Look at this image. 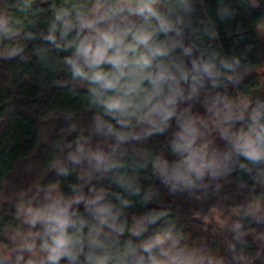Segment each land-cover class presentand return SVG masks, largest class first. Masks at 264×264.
<instances>
[{
  "label": "trees",
  "instance_id": "obj_1",
  "mask_svg": "<svg viewBox=\"0 0 264 264\" xmlns=\"http://www.w3.org/2000/svg\"><path fill=\"white\" fill-rule=\"evenodd\" d=\"M255 2L191 0L193 10L181 14L183 36L176 38L186 46L195 45L192 57L216 53L218 60L238 58L240 66L234 73L237 83L226 82L213 89L207 80L195 99L179 103V111L190 108L189 115L203 120L196 125L200 133L197 143L216 152L222 168L219 175H206L192 189L172 191L156 162L167 161L171 166L178 159L171 151L174 133L181 130L176 117L162 133L148 134L146 127H140L134 130L142 132L139 139L117 143L103 125L108 122L118 130L120 126L93 102L86 83L72 79L64 63L70 51L59 50L45 39L59 9L72 3L90 8L93 0H0V19L7 21L6 29H0V238L18 234L23 209L47 203L42 193L54 186L60 187L65 199L75 195L90 198L93 189H103L104 202L114 205L117 227L125 229L117 234L103 228L99 239L113 252L170 229L178 249L191 254L198 264H264V163L253 165L222 139L216 126L219 118L205 107L219 98L232 111H245L250 119L251 107L264 102V41L260 34L264 0ZM222 8L227 9L223 18ZM56 34L59 39V32ZM182 53L177 47L174 55L182 57ZM182 58L191 67V57ZM218 106L223 109V102ZM52 117L59 118L61 125L43 145L42 128ZM242 126L237 121L232 130ZM97 151L106 154V164L117 167L110 171L103 165L97 168L92 158ZM74 154L79 156L78 162L71 159ZM128 184L132 187L124 186ZM122 200L129 203L124 205ZM71 209L90 226L98 223L83 201L72 204ZM153 212L167 215L147 225L141 236H133L128 229ZM83 234L84 251L88 252L89 227ZM41 243L42 237L37 251ZM0 264L10 263L0 259ZM78 264H84L83 255Z\"/></svg>",
  "mask_w": 264,
  "mask_h": 264
},
{
  "label": "clouds",
  "instance_id": "obj_2",
  "mask_svg": "<svg viewBox=\"0 0 264 264\" xmlns=\"http://www.w3.org/2000/svg\"><path fill=\"white\" fill-rule=\"evenodd\" d=\"M192 10L191 0H95L90 8L72 3L56 12L45 36L57 49L70 51L64 63L72 79L86 83L93 102L120 126L118 130L111 123L103 125L117 143L139 139L140 134L134 130L140 127H146L148 134L162 133L176 117L181 130L174 133L171 151L178 159L171 166L167 161L156 162L163 181L172 191L192 189L206 175H219L222 168L218 154L207 144L197 143L200 133L196 125L203 120L189 115L190 108L179 111V103L195 99L207 80L213 89L226 82L237 83L234 73L240 66L238 58L218 60L216 53L191 56L195 45L186 46L176 37L183 36L181 14ZM226 12V8L221 9L222 18ZM6 27L7 21L0 19V29ZM70 33H74L71 38ZM177 47L183 49L182 57H191V67L182 57L174 55ZM221 102L223 109L218 106ZM205 107L219 118L216 126L222 139L253 165L264 163V102L257 101L251 107L250 119L243 114L235 115L228 103L219 98L207 102ZM237 121H242L243 126L233 131ZM92 158L96 167L103 165L105 171L117 167L105 163L107 156L103 152L92 153ZM71 159L78 162L79 156L74 154ZM92 192L90 198L46 197L49 202L23 209L24 222L30 228L42 227L40 251L44 253L43 257H30L26 264H60L61 259L78 264L81 255L84 264H198L191 254L178 249L170 229L154 233L137 246L129 243L118 252L106 248L99 239L103 228L117 234L125 229L117 227L118 216L113 214L114 205L104 202L105 191ZM82 201L98 222L96 225L90 226L71 209L72 204ZM128 203L122 200V204ZM166 215V212L149 213L128 230L139 237L147 231V225ZM85 227H89L88 252L84 251ZM18 248L21 253L35 251V245L27 241ZM22 260L23 256L18 255V264Z\"/></svg>",
  "mask_w": 264,
  "mask_h": 264
},
{
  "label": "rangeland",
  "instance_id": "obj_3",
  "mask_svg": "<svg viewBox=\"0 0 264 264\" xmlns=\"http://www.w3.org/2000/svg\"><path fill=\"white\" fill-rule=\"evenodd\" d=\"M254 4L256 3L255 0H251ZM95 3V0H93L92 5ZM35 4L38 5H44L48 4V1L40 2L35 1ZM260 34L261 39L264 41V27L260 28ZM264 72V68L262 70ZM233 113L236 115L245 114V111H234ZM61 125L60 119L56 117L49 118L48 121H45L43 128H42V143L43 145H46L50 142V139L52 137V134L54 133L55 129ZM141 136L142 132L139 133ZM43 199L46 202H49L46 200V197L55 198L57 196H62L60 187L54 186L53 189L47 192L42 193ZM21 222H22V228L18 234L16 233H8L5 237L0 238V259L4 260L6 262H9L10 264H17V256L22 255L25 259L27 256L30 257H43L44 253L41 251H37L39 243L41 239V233H42V227L40 225H37L35 228H30L28 224L24 222V211L21 216ZM27 241L29 243H33L35 245V251L33 253H29L27 251L20 252L18 246L24 242ZM60 264H66L64 259H61Z\"/></svg>",
  "mask_w": 264,
  "mask_h": 264
}]
</instances>
